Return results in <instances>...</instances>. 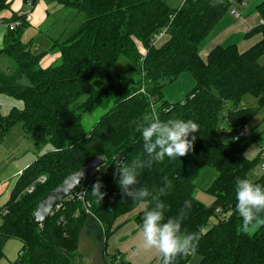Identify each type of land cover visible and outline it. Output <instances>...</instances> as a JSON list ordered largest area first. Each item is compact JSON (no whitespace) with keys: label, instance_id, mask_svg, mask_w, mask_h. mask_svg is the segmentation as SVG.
<instances>
[{"label":"trees","instance_id":"trees-1","mask_svg":"<svg viewBox=\"0 0 264 264\" xmlns=\"http://www.w3.org/2000/svg\"><path fill=\"white\" fill-rule=\"evenodd\" d=\"M38 1L24 0L31 9ZM54 1L85 16L66 38L42 53H33L31 41L23 40L30 27L25 17L13 13L4 18L20 24L3 34L0 55L12 66L6 70L0 65V94L23 100L24 107H14L0 117V142L22 123L37 144L48 142L52 149L22 171L9 199L0 204V259L6 241L16 238L24 243L25 252L15 264H75L71 254L78 249L85 225L93 220L102 231L107 264H131L119 250L108 252L118 219L144 205L134 217L142 231L146 211L163 204L164 223L180 219L184 201L190 200L192 207L181 221L182 228L197 233L199 240L195 251L178 256L173 264H190L193 253L201 256L199 264H264V225L243 232L235 208L236 178L251 181L250 171L262 157L260 153L253 160L245 159L244 151L253 139L235 140V136L256 114L255 109L240 106L243 96L251 93L264 105V64L259 62L264 54V25L253 30L262 32L263 38L246 51L237 45L217 46L203 59L201 45L229 11L230 0H185L179 9L165 0ZM11 5L12 0H0V14L11 10ZM256 9L264 20V1ZM165 28L169 40L154 45L155 35ZM140 45L146 50L144 58ZM55 50L61 53L59 59L42 67V59ZM121 59L138 68L139 76L117 72ZM185 72L196 80L191 92L181 101L166 100L164 86ZM24 77L29 84L21 82ZM99 77L106 78V87L94 86ZM82 96L86 99L80 109H72ZM98 111L100 117L87 129L84 116ZM144 117L150 118L147 123L171 118L196 122L200 130L191 152L156 163L137 131V126L145 125ZM221 121L233 131L226 142L223 135L228 129L220 128ZM98 156H105V163L79 186L92 183L86 195L89 211L81 201L64 200L39 224L34 218L38 201L68 173ZM125 165L134 168L138 181L127 190L119 183ZM204 166L218 171L207 189L214 197L212 204L194 194ZM43 175L47 180L39 182ZM98 179L100 203L91 195ZM254 183L264 188V174ZM30 186H34L31 193L27 192ZM142 188L147 189V197L139 196ZM218 212L224 217L218 218ZM259 215L264 216V211ZM157 264H163L162 254Z\"/></svg>","mask_w":264,"mask_h":264},{"label":"rangeland","instance_id":"rangeland-1","mask_svg":"<svg viewBox=\"0 0 264 264\" xmlns=\"http://www.w3.org/2000/svg\"><path fill=\"white\" fill-rule=\"evenodd\" d=\"M256 1L257 0H251L252 4H255ZM253 9L254 8H252V10ZM84 16L83 12L74 10L72 11V14L66 18L56 17V19H54L55 21L53 18H50L44 27H42L43 32H37L32 45V52L36 54L42 53L50 49L55 41H61L66 38L84 19ZM52 20L54 23L49 26ZM48 27L50 28L48 29ZM2 46L3 37H0V48ZM57 53H59V51L55 50L50 54L54 55ZM259 62L264 64V54L260 58ZM9 63L10 62H8L6 57L0 55V65L4 69L8 70L11 68L12 65L9 66ZM116 71L131 77H138L140 72L138 68L128 63L125 59H121V61H119L116 66ZM21 82L29 84L27 77H24ZM93 84L96 88L101 89L107 86V80L105 77H99L93 82ZM195 84L196 80L194 76L190 72H185L179 76L177 80L167 83L164 86V98L169 101H181L188 93L191 92ZM85 99L86 96H82L77 99L72 104V109L79 110ZM240 106L256 110L254 118L247 125L251 131V136L249 138H245V141L253 139V142L249 144L244 151V155L247 152H250L248 156L249 160L255 159L260 153H262L261 159L249 174V178L252 182H254L259 176L264 174V147L261 149V146L264 145V105L260 106L258 96L247 93L243 96ZM14 107L23 108L24 101L8 94H0V117L10 114ZM226 110H228L227 107L225 108V111ZM101 113L102 111H98L92 115H85V127L90 130L100 117ZM223 127L228 129V131L223 135V141L226 142L232 138L233 131L228 124L221 121L220 128ZM51 149L52 145L50 143L45 142L37 144L33 137H29L24 131L22 123L14 125L12 130L6 134L0 142V204H3L9 199L11 191L19 179V171L26 169L39 155L46 153ZM217 176L218 171L211 166H204L201 169L200 175L196 180L197 186L194 192L195 196L201 202L205 204H212L214 202V197L207 191V189L212 185ZM46 180L47 176L45 181ZM140 207L127 214V220L130 219L131 222L126 225V228H130L133 224V226H135V230H133V232H129L127 236H121V233L118 230H120L127 221L121 223L119 218L115 225H119V228L111 237L112 239H110L108 247V252L110 254L116 250L123 253V250L120 247L124 246V244H130L131 251H135L136 255L133 256L129 253L126 257L129 258L128 260H130L133 264L145 263L147 259H150L151 261L154 258H157L158 260L160 256L158 250H145L143 248L142 231L138 229L134 220V214L135 212H139L138 210H140ZM217 215L218 218L224 217L221 212H218ZM216 219L217 218L212 219V222ZM136 228L138 229L137 231ZM133 246H135V250L133 249ZM23 252L24 243L21 240L16 238L7 240L4 245V255L0 259V264H15L20 260ZM71 258L75 264H107L105 254L103 252L102 231L97 222L92 220L85 225L80 235L78 249L71 254ZM107 260L109 261L110 258H107ZM200 260L201 256L198 253H193L190 258V264H199ZM156 261H152L150 264H157Z\"/></svg>","mask_w":264,"mask_h":264},{"label":"clouds","instance_id":"clouds-1","mask_svg":"<svg viewBox=\"0 0 264 264\" xmlns=\"http://www.w3.org/2000/svg\"><path fill=\"white\" fill-rule=\"evenodd\" d=\"M149 117H144L145 125L137 126V131L145 142V151L152 156L156 163L163 162L165 158L175 159L191 152L193 149L196 133L199 132V125L193 120L181 118H171L167 121L152 119L147 123ZM191 137V138H190ZM250 152L245 154L248 158ZM133 161V165H135ZM122 175L119 183L127 190L136 184L137 175L134 168L125 165L120 169ZM102 182L98 179L92 189L91 195L100 203L102 195L99 192ZM168 186H172V181H168ZM236 205L235 208L242 218V231L248 233L261 225H264V216L259 213L264 211V188L247 178H236ZM147 189H140L139 196L147 197ZM131 196L132 193L129 192ZM190 200H185L181 209L180 219H164L163 204L157 209L146 211L142 221V239L145 250H158L163 257V264H173L180 255H188L196 250L199 236L197 233L187 232L182 228V219L186 218L187 212L191 209ZM184 232L181 236L180 233Z\"/></svg>","mask_w":264,"mask_h":264},{"label":"crops","instance_id":"crops-1","mask_svg":"<svg viewBox=\"0 0 264 264\" xmlns=\"http://www.w3.org/2000/svg\"><path fill=\"white\" fill-rule=\"evenodd\" d=\"M167 4L173 8V9H179L185 0H165ZM256 1L255 4H252L251 0H245V3L237 4V9L241 12L242 18L236 19L234 16L228 11L221 20L217 23V25L214 27V29L211 31V33L208 35V37L205 39L203 44L200 48V53L203 59H206L209 53L216 48L217 46H231V45H237L239 50L246 51L250 47H252L255 43L260 41L263 38V33L260 31L253 30L257 28L261 24V20H263L261 14L257 11L256 7L263 2ZM252 8H254L252 10ZM19 11H31V20H30V27L26 30L23 36V40L25 42L31 41V50L32 45L34 42V38L37 34V32H43L42 27L48 22L50 18L56 19V17H68L72 14V11L64 8L62 5H59L54 0H39L36 6L31 9V7L24 2V0H12L11 10L3 11L0 14V18H9L13 13H18ZM50 22L51 26L54 21ZM50 27H48L49 29ZM5 27L0 26V37H3V34L5 32ZM170 36L168 33H165L163 37L158 40L156 43V46H162L164 43H166L169 40ZM141 52L145 51V48L140 45ZM61 53L57 54H47L41 61L42 67L46 68L50 66L52 63H54L59 57ZM182 75V74H181ZM180 75V76H181ZM263 146H261L262 149ZM22 174V170L19 171V176ZM144 207L141 206L140 210H142ZM138 210V211H140ZM138 212H135L134 216ZM133 216V217H134ZM128 216L125 215L120 218L121 223L127 221L120 230H118L121 233V236H127L129 232H133L135 230V226H132L130 228H126L129 224L130 219H128ZM138 229L136 228V231ZM118 235V233H117ZM120 236V235H119ZM112 239V238H111ZM134 244L133 242H131ZM120 247V246H119ZM123 250V253L125 257L130 253L131 255L135 256L136 252L131 251L130 244H124V246L120 247ZM119 249V248H118ZM133 249L135 250V246H133ZM130 255V256H131ZM161 254L157 260V258H154L150 261V259H147L145 263H139V264H150L152 261H158L160 260ZM128 260L129 258L126 257ZM130 261V260H129ZM133 264V263H131ZM138 264V263H137Z\"/></svg>","mask_w":264,"mask_h":264},{"label":"water","instance_id":"water-1","mask_svg":"<svg viewBox=\"0 0 264 264\" xmlns=\"http://www.w3.org/2000/svg\"><path fill=\"white\" fill-rule=\"evenodd\" d=\"M240 134L235 136V140L241 139ZM106 161L105 156H98L76 171L67 174L61 184L49 191L37 203L34 211V218L39 224L45 223L66 198L78 188L83 181L88 179Z\"/></svg>","mask_w":264,"mask_h":264},{"label":"built area","instance_id":"built-area-1","mask_svg":"<svg viewBox=\"0 0 264 264\" xmlns=\"http://www.w3.org/2000/svg\"><path fill=\"white\" fill-rule=\"evenodd\" d=\"M239 3H241V4L245 3V0H230V4H231V6H230V8H229V11H230V13L234 16V18H236V19H241V18H242V14H241V12H240V11L237 9V7H236V5L239 4ZM29 6H31V3H29ZM17 15H18L19 17H25L26 20L30 22L32 12H31V11H19V12L17 13ZM18 24H20V21H19V20L14 21V22L7 23V22L4 21V18H0V26H3V27H5V28H8V27L13 28V27L17 26ZM261 24L264 25V20H261ZM165 33H167V28L163 29L161 32H159L158 34H156L155 37H154V39H153V42H152V43H153L154 45H156V43L158 42V40H160V39L163 37V35H164ZM142 54H143V58H144V56L146 55V50H145L144 52H142ZM142 91H144V89H143ZM240 135H241L242 137H244V138H249V137L251 136V131H250V129H249L247 126H245V127L241 130ZM263 149H264V148H263ZM263 155H264V151H263ZM45 179H46V176H41V177L39 178V181L44 182ZM91 186H92V183H89V184H87V185H83L82 187L76 188V189H75V190H74V191H73V192H72V193L66 198V200H68V201H69V200H71V201H81V202L84 203L85 208L87 209V211H89L90 203H89L88 201H86V195H87V192H88V190H89V188H90ZM33 190H34V186H30V187L27 189V192L31 193V192H33ZM61 205H62V203H61ZM61 205H60L58 208H60ZM58 208H57V209H58ZM55 210H56V209H55ZM55 210H54V211H55ZM54 211H53V212H54ZM52 214H53V213H52ZM24 252H25V251H24ZM24 252L21 254V256L24 254Z\"/></svg>","mask_w":264,"mask_h":264}]
</instances>
